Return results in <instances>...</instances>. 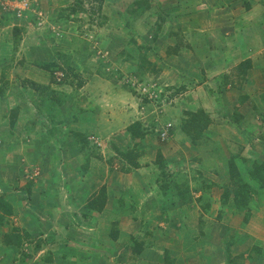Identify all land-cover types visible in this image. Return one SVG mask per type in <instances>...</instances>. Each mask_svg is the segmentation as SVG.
<instances>
[{"label":"crops","instance_id":"1","mask_svg":"<svg viewBox=\"0 0 264 264\" xmlns=\"http://www.w3.org/2000/svg\"><path fill=\"white\" fill-rule=\"evenodd\" d=\"M49 1L47 8L52 13L68 7V0ZM168 6L169 12L179 14L176 3ZM121 7L115 17L125 19ZM196 9L175 16L178 24L164 34L157 35L158 29L151 34L138 32L132 27L128 32L121 28L106 30L107 43L102 41L97 46L103 54H97L95 44L89 43L96 54L85 52L80 57L74 34L65 33L60 46L48 49L56 52L54 57L42 63L63 67L56 59H64V71L69 69L73 73L70 78L77 83L72 87L51 83L57 67L49 75L29 64L31 81L41 87L49 85L60 100L66 99L64 106L56 109L55 121L65 119V129L84 137L86 146L93 136L96 142L106 141L118 152L131 150L134 141L125 128L133 121L140 123L145 135L134 147L139 168L128 173L110 171L108 165L90 156L84 177L82 171L75 176L68 174L70 188H58L62 200L58 201L46 191L53 179L46 171L44 176L50 181L44 184L42 178L29 184L18 177L21 175L14 163L29 162L30 155L15 151L13 133L19 124L16 121L9 128L5 116L0 121V133L7 134L6 143L0 144V197L9 203L11 213L0 220V264H264V203L259 199L261 203L254 202L253 198L248 199L246 206L236 208L228 186H224L229 181L228 159H233L241 176L246 175L252 161L264 162V143L258 139L264 130L259 115L264 112V0H205V5L198 2ZM22 19L19 17L14 27L26 25ZM18 32L20 39H16V44L12 32H6L5 41L0 37V58L3 46L11 53L9 59L0 61V75L2 67L11 61L17 63L11 55L25 56L28 49L22 30ZM33 50L36 57L43 52L39 45ZM95 55L100 58L94 59ZM246 60L249 65L243 63ZM78 74L87 80L81 81ZM131 78L151 80L161 88L182 93L172 94L169 105L158 112L133 96L127 83ZM63 108L66 115L61 118L57 113L63 114ZM196 110L207 114L210 124L196 145H180L182 156L178 161L184 168L179 173L190 177V184L197 188L194 193L189 192L193 195L189 200L185 195L183 198L157 187L163 174L153 169L159 143L153 142L152 135L170 124L169 141L173 134L180 133V119L185 118V112ZM218 113L225 114L223 118L228 123H216L213 115ZM250 116L256 119L251 132L247 128ZM235 126H242L246 135L251 133L247 146L237 134L228 140L219 137L222 130L235 131ZM1 137L0 134V140ZM102 148L107 147L104 144ZM67 149L71 150L69 145L58 152L65 175L67 162L74 165L86 157L83 149L79 152L74 148V158L69 160ZM112 150L109 148L107 153ZM119 162L129 168L125 160ZM40 173L42 177L43 169ZM15 178L22 180L14 191ZM100 186L105 199L101 210L96 211L87 202L97 195ZM221 186L230 194L225 204L221 203ZM62 210L80 212L85 218L80 226L84 227L77 226L73 215L65 220L56 213ZM14 229L17 237L36 233L46 234V239L38 242L34 254L23 257L21 249L7 239ZM44 256L46 260H42ZM23 258L27 260L23 262Z\"/></svg>","mask_w":264,"mask_h":264},{"label":"rangeland","instance_id":"2","mask_svg":"<svg viewBox=\"0 0 264 264\" xmlns=\"http://www.w3.org/2000/svg\"><path fill=\"white\" fill-rule=\"evenodd\" d=\"M5 1L6 0H0V37L3 41H5L8 38L6 32H12L13 35L16 36L14 39L16 44V39H20V35L18 34V29H20L22 30L21 33L24 34V38L26 41L25 43L27 45L26 47L28 48L25 52V56H22L21 53H19L17 56L11 55V59L17 60V63L15 64V62L13 63V61H11L7 66L2 67L3 73H1L3 75H0V89L2 90V94L0 95V121L5 119V116H8L10 108H18L16 121L19 125L18 129H16L15 133H13L15 137L13 140L15 144V151H27L30 155L29 162L28 160H26L25 162H23V164L22 162L14 163L16 166L14 167L15 170H17L21 175L18 177H23L24 180H27V182H29V184H33V181L35 179L42 178L44 184V181H50V178L47 179L44 176L47 172L50 177L53 176V179H51V181L49 182L50 185L46 188V191L51 192L54 198L56 197V200L62 201L58 196V188L69 189V186L72 184V182L71 177H69L68 174H73V176H75L76 172L79 173L80 171H82V173H85V170L88 169L86 161L90 156L108 165L110 167V171L114 170L120 173H124L121 169L125 168L119 165V163H121L119 162V156L113 150L110 151V153H107L108 149L111 148L110 143L101 141L100 145L99 142L91 139L93 137L92 136L88 138V146L82 145L77 141L78 138L73 135V133L75 132H72V130L70 129H65V119L55 121V118L57 117L56 109L58 107L62 108L66 103V99L60 100L59 97L53 94V91H51L49 85L41 87L37 83L31 81L30 79L32 78L29 75V71L32 70V68H28L29 64L37 67L36 65H38V63L46 62L47 60L52 59L56 52L53 50L48 51V49H50L51 47L54 48L55 46H60V41L64 38L65 33L74 34L73 38L76 39L75 48H79V51L77 52L80 53V57L82 55L84 56L85 52H88L91 55L92 51H94L93 55L97 52V54H103L102 52L98 51L97 46L100 45L102 41L106 42L107 33H105V31L109 29L117 31L119 28H121L128 32L130 31L129 28L132 27L133 30L136 29V31L138 32H150L151 34L156 31V27L158 25L157 22H160L162 20L159 23L160 27L158 25L159 28L157 32H159L157 33V35L164 34L169 28H173L178 24L179 19L175 20V16H179V14L181 15V13L184 12L193 13L195 10H197L196 6L198 5V2L200 5H205V0H68V7L66 9L61 8V11L58 13H52L47 8L51 3V1L49 0H29V5L27 6L26 11H24L20 16L23 18L22 21H26V25H20L19 28L14 27V25H16V21H18L19 18L6 13V8H4L3 6ZM171 2L176 3L177 12H179V14L174 15L172 12H169L170 7L168 5H170ZM119 6H122V9L120 8V13L125 16V19L121 17H115V15L118 14L117 8ZM70 9H72L73 12H70ZM107 14L113 15L114 19L107 18ZM39 15L41 16L42 24L41 26L37 27L36 20L38 19L37 17ZM65 21H68V23H66ZM60 22H65L66 26L65 24ZM38 34L40 35V37ZM89 43L95 44L94 48L96 50V53L95 50H92L93 48L89 47ZM38 45L43 49V52L41 55L38 54L36 57V53L33 48L37 47ZM80 49H84V52L81 53ZM9 51L10 50L6 49V47L3 46L0 61L3 62L9 59L8 56L11 54H9ZM97 56L94 59H97ZM77 59H79V57ZM104 59L106 61V57H104ZM56 60H63V63L59 61L60 64H63V67H58L56 64H54L57 69L54 70L55 74H53L50 79L51 83L57 85L64 84L66 86L71 85L70 87L75 86L77 84L76 81H73V77L70 78L73 73H71L69 69H65L64 71V68H67L65 67V64L67 62H65L64 59L60 58ZM73 61H76V59H74V55ZM19 63H23V66H17L19 65ZM36 69H38V67ZM63 72H66V74L64 75ZM78 75L81 78V81L87 80L86 76H81V74ZM33 79L38 80L36 79V77H33ZM135 80L136 79L131 78V81ZM142 81H147V79H142ZM149 83H153V81ZM30 84H33L34 86H31ZM128 86L131 90H133V88L130 87V83ZM157 86L158 85L156 84V87ZM171 92H173L171 93V95L182 93L178 92L177 90ZM132 94L137 99V101L140 100V92H138L136 88L132 91ZM168 105L169 104H166L164 106L167 107ZM225 109L223 110L226 111ZM220 111L222 112V110ZM61 112L63 114H57L62 118L66 115L64 114L66 112V109H61ZM221 115L219 113L213 115V118L217 119L216 123H218L219 125L228 123L227 120H224L225 118H223L225 114H223V116ZM249 121L250 125H247V128H250L249 130L251 132V130L253 129H251V127H254V121H256V119L254 116H252L251 119L250 116ZM232 124L233 123H231V125ZM241 127L242 126H235V131H233L232 129L222 130L219 137H222L223 139L227 138L226 140H228V138H231L232 135L236 136L235 134H237L240 136L239 138H241V143L244 144V146H247L248 139H251V133L248 132L247 135L244 134V129H242ZM24 128H26V130ZM252 132L255 131L253 130ZM0 134L2 136L0 144L6 143V131L1 132ZM152 136L155 137H151L153 138V142L154 140H157L159 143L153 169L154 171H158L161 175L163 173V176H161L157 187L160 190L168 189V191H172V194L177 193L180 195V197L183 196V198H185L186 196L189 200H191V198H193V195L191 194L194 193V189L196 190L197 188L195 185L193 186V184H190V182L192 181L190 177H181L179 170L180 168L184 167L181 166L178 161L179 157L182 156L180 145L188 143V139L181 133H176V135L173 134L172 138L170 137L169 141L165 140V142L160 141L157 135ZM73 140L74 145L72 143ZM232 142L234 143L236 141ZM202 143L205 144L206 141L203 139ZM104 144L108 149L102 148ZM65 145H69L71 148V150L67 149V158L70 157L69 160H72L74 158V148H76L78 151L83 149L82 153L86 156L83 159L81 158L74 165L70 162H67V175L63 173L65 171V167L61 163V160L59 161L58 156V152H61ZM109 145L110 147H108ZM252 149L257 150V147L255 145H252ZM135 153L138 154L137 152ZM46 158H48L49 160H45ZM160 164L162 165V170L159 166H157ZM41 169H43L42 177L40 173ZM130 170L133 169L130 168L128 172H130ZM84 173L82 177H84ZM164 176L168 177V179L164 178ZM101 179H103V177H101ZM20 180L22 179H19V181ZM19 181L18 178H15L16 185L14 191L19 188L17 186V182ZM58 185L60 187H58ZM101 186L99 189H97V195L93 199H100L101 188H103ZM224 186H228V189L230 190V194L232 196L234 187L232 181L229 180ZM250 186L253 188L255 193L250 194V198L248 199L251 200L254 198V202L255 200L256 202H258L259 199V201L264 203V191L262 192L256 189L255 186ZM42 187L43 186H41L40 188ZM53 187L57 189L53 190ZM220 189L224 190L225 188L221 186ZM54 191L56 192L54 193ZM189 192H191V194H189ZM89 202L90 201H88L87 204ZM229 204L231 203L229 202ZM68 211L69 212L62 210L56 213L60 214L65 220H68V218H70L69 216L73 215L72 219L77 222V226H80L85 222V218L80 212H76L75 210ZM79 213L81 216L78 215ZM52 216L53 215H50V217ZM49 221L53 222L54 219L51 218ZM45 235L46 234L37 235L36 233H33L31 235L23 234L22 236L20 235L17 237L15 236V234H9L7 235V239H9V242L12 245L20 248L21 253L23 254L22 256L26 257L36 252L35 248L39 246L38 242L40 240H45ZM39 236L42 237L40 238ZM22 240L28 241H23L21 243ZM44 252L42 255H44ZM46 257L47 256H44L42 260H46ZM26 260L27 258H25L23 262H25Z\"/></svg>","mask_w":264,"mask_h":264},{"label":"trees","instance_id":"3","mask_svg":"<svg viewBox=\"0 0 264 264\" xmlns=\"http://www.w3.org/2000/svg\"><path fill=\"white\" fill-rule=\"evenodd\" d=\"M70 12H73V10L70 9ZM160 22H157L158 25ZM158 25L156 29L160 27V25L159 27ZM243 63L249 65L248 60L244 61ZM36 66L48 72L49 75H52L54 70L53 64L38 63V65ZM240 67H242V63L240 64ZM30 85L34 86L33 84ZM162 89L163 91L161 94H159L157 101L163 97L164 95L163 92H167L168 101H170L171 93L173 92H171V90L169 89H164V88ZM1 94H2V90L0 89V95ZM140 101H144L146 103V100L144 99H140ZM17 114H18L17 107L11 108L9 110L7 116V122L9 128L13 127V125L15 124ZM259 115L261 116L260 118L262 120L261 122L262 127H264V112H262ZM184 116L185 118L180 119L179 131L182 135H184L188 139L189 141L188 143L194 146L200 141L202 132L209 126L210 119L208 118L207 114H205L202 110H196L195 112H185ZM125 130L129 134L130 139L134 141L133 148L131 150L125 151V153H122V152H118L115 147L111 146V148L115 152H117V155L120 157V159L125 160V162L129 166V168L121 169L122 172L124 173L128 172L130 168L137 169L140 167L139 164L135 161L137 154L134 152L135 150L134 147L136 146L137 141L141 140L145 135V131L143 128H141V125L138 121H133L132 123H130L128 126H126ZM73 135L76 138H78L77 141H79L82 145H85L87 143L85 138L82 137L80 134L73 133ZM258 139L262 140L264 143V130L260 132V134L258 135ZM263 152H264V148H263ZM244 161L245 159L243 160V162ZM157 166H159L160 169L162 167L161 164ZM226 166H227L228 178L230 181H232L234 186L232 192V199L236 208L238 206H246L249 195L255 193V191L250 185L255 186L256 189L262 192L264 191V162H258L257 160L252 161L249 170H246V175L244 176L239 175L233 163L232 158L227 160ZM229 195H230L229 191L227 190V188H225L221 194L222 204H225L227 202ZM104 199H105L104 189L101 188L100 199L99 200L92 199L87 205L92 207L95 206L96 211H100L103 206ZM0 212H1L0 220L4 215H9L11 213V208L9 203L5 202L2 197H0ZM12 232L15 234L16 230L14 229L12 230ZM111 237H113L112 233H111Z\"/></svg>","mask_w":264,"mask_h":264},{"label":"built area","instance_id":"4","mask_svg":"<svg viewBox=\"0 0 264 264\" xmlns=\"http://www.w3.org/2000/svg\"><path fill=\"white\" fill-rule=\"evenodd\" d=\"M29 5V0H6L4 2V8H6V13L19 18L21 14L26 11ZM36 20L37 27L41 26L42 19L39 15ZM128 84L135 90V88L140 92V99L146 100V103L150 105L154 110L162 112L164 105L169 104L167 92H163V97L157 101L159 94L162 93L163 89L161 87H156L155 83L141 82V81H131L128 79ZM171 127L170 124H166L157 130V137L160 141H165L168 138V129ZM92 139V138H91ZM98 145V144H97Z\"/></svg>","mask_w":264,"mask_h":264},{"label":"clouds","instance_id":"5","mask_svg":"<svg viewBox=\"0 0 264 264\" xmlns=\"http://www.w3.org/2000/svg\"><path fill=\"white\" fill-rule=\"evenodd\" d=\"M137 81H140V80H138V79H136ZM141 82H151V80H147V81H141ZM127 83H128V81H127ZM154 83V82H153ZM129 85V84H128Z\"/></svg>","mask_w":264,"mask_h":264}]
</instances>
